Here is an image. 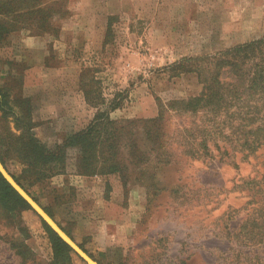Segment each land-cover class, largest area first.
I'll list each match as a JSON object with an SVG mask.
<instances>
[{
	"label": "rangeland",
	"instance_id": "1",
	"mask_svg": "<svg viewBox=\"0 0 264 264\" xmlns=\"http://www.w3.org/2000/svg\"><path fill=\"white\" fill-rule=\"evenodd\" d=\"M262 37L264 0H0V139L17 133L20 96L49 149L84 128L86 67L102 97L124 95L110 117L138 121L126 128L138 157L103 176L101 193L74 174L75 149L48 179L28 184L14 156L8 172L101 264H264V80L224 67L217 106L186 110L215 66L173 68ZM53 261L37 215L0 206V264Z\"/></svg>",
	"mask_w": 264,
	"mask_h": 264
},
{
	"label": "trees",
	"instance_id": "2",
	"mask_svg": "<svg viewBox=\"0 0 264 264\" xmlns=\"http://www.w3.org/2000/svg\"><path fill=\"white\" fill-rule=\"evenodd\" d=\"M35 3L31 6L32 9L40 6V3L37 5ZM205 62L213 64L215 66L214 70L209 72L205 76L204 81H202L204 86L202 92L197 97H193L189 103H186L184 106L186 110H196L197 108L207 106V103L210 104L208 105L210 108H212L211 105L213 107L217 106V103L211 101L216 96L215 92H213L216 90L211 83L212 81H219L217 78L221 75V69L224 67L229 68V72L235 73L239 78L247 77L248 79L252 78L256 80L261 78L263 81L264 37L236 45L223 52H219L215 56L183 58L181 61L175 63L173 68H177L179 70L178 73L198 72L201 69L199 67L201 66L200 64ZM93 71L94 69L90 67L82 68L79 75V86L84 100L87 105L95 108L91 120L84 128L61 137L52 149H49L32 132L33 121L30 99L25 96L17 97L19 111L12 113L17 133L11 132L9 138L13 140L12 142L8 139L6 141L5 139H0V162L6 170L5 160L11 156L17 157L24 165L21 177L23 179L27 178L28 184H30L32 180L38 182L48 179L56 173H64L68 149L76 150L73 171L75 172L74 174L82 176L121 174L122 168H126L127 163L131 162L133 158L138 157V154H135L138 141L133 137L134 132L126 129L129 125L136 124L138 121L134 119H112L110 117V113L121 106L124 95L116 92L111 97H102L100 89H95L98 82L95 81L91 74ZM3 103L7 105L8 100L2 95L0 96V107H2ZM183 103L184 101H173L171 109L177 110L173 108V105L177 106ZM122 148H124L123 151ZM10 175L39 204L36 198L21 183L20 178L13 174ZM0 206L7 211L14 208L33 211L29 204L3 178L1 173ZM41 207L53 218L46 207ZM37 217L50 239L53 251V264H65L70 257V252H73V250L41 217L38 215ZM56 223L72 238L57 221ZM78 245L91 258L96 260L81 244ZM21 252L24 253L25 251L22 250ZM97 262L101 264L99 261Z\"/></svg>",
	"mask_w": 264,
	"mask_h": 264
},
{
	"label": "water",
	"instance_id": "3",
	"mask_svg": "<svg viewBox=\"0 0 264 264\" xmlns=\"http://www.w3.org/2000/svg\"><path fill=\"white\" fill-rule=\"evenodd\" d=\"M0 173L13 189L29 204L32 210L87 264H99L91 258L79 245L70 238L56 221L41 207L10 175L0 162Z\"/></svg>",
	"mask_w": 264,
	"mask_h": 264
},
{
	"label": "crops",
	"instance_id": "4",
	"mask_svg": "<svg viewBox=\"0 0 264 264\" xmlns=\"http://www.w3.org/2000/svg\"><path fill=\"white\" fill-rule=\"evenodd\" d=\"M103 176H105V175L84 176V178L88 179L89 183L92 184V186H93L92 190L98 191L99 193H101L102 180L105 181V179H104L105 177H103ZM96 197H98V195H96ZM93 203H98L97 199L93 200ZM116 206H119V205L116 203ZM117 236H118V234L115 235V239H116ZM115 242H116V240H115Z\"/></svg>",
	"mask_w": 264,
	"mask_h": 264
}]
</instances>
